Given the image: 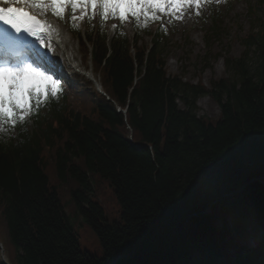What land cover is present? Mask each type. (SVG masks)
Segmentation results:
<instances>
[{
  "label": "trees",
  "instance_id": "16d2710c",
  "mask_svg": "<svg viewBox=\"0 0 264 264\" xmlns=\"http://www.w3.org/2000/svg\"><path fill=\"white\" fill-rule=\"evenodd\" d=\"M248 15L240 55L223 58L226 77L208 87L167 73L160 26L147 46L138 27L130 40L120 24L107 43L105 20L86 21L76 37L104 96L75 76L23 123L0 128L9 264H264V0ZM217 24L213 14L215 40ZM202 96L217 105L215 120L197 114ZM95 179L117 220L94 202ZM62 186L101 258L80 250Z\"/></svg>",
  "mask_w": 264,
  "mask_h": 264
},
{
  "label": "rangeland",
  "instance_id": "374dc122",
  "mask_svg": "<svg viewBox=\"0 0 264 264\" xmlns=\"http://www.w3.org/2000/svg\"><path fill=\"white\" fill-rule=\"evenodd\" d=\"M254 2L255 0H221V2L217 3L216 0H213L211 4L202 3L199 8L195 5L182 7L174 16L166 13H158L157 19L152 21H157L166 31V42L162 49V55L167 73L169 75L179 76L185 82L193 84L202 83L206 87L209 86L211 80L217 81L226 77L227 74L223 65V58H237L240 55L242 47L239 39L245 36L251 27L250 17L248 15V4H254ZM93 10L95 11V9ZM34 13L42 16L47 15L49 21L52 20L46 13H40L38 11H34ZM74 14L76 19L73 22L77 25L79 31L83 32L85 18H79L81 16L79 9ZM213 14L218 21L217 25L221 31L219 40L210 38L208 34V31L211 29V18ZM114 26L115 22L107 25V39H111ZM150 29L153 30L154 26L151 25ZM124 30L129 39H131L133 32L129 18L125 20ZM66 33L70 43L68 55L70 57L72 55L74 56L73 66H75V70L61 69L60 74L70 77L75 71L80 73L86 71L85 73L87 75V69H84L85 66L80 59L76 40L68 35V32ZM206 36L207 38L209 37L208 45L205 44ZM142 39L145 44H150L149 37L143 36ZM205 55L207 56L206 60L208 63L203 59ZM65 58L67 57H61L62 64ZM205 63L209 65V68H204ZM53 79H58L57 73ZM78 79L86 81L85 77L78 76ZM66 81L65 84H68V80ZM81 86H83L82 83ZM84 88L88 89L87 87ZM68 90L71 91L72 89L70 88ZM73 93L71 97H73ZM72 102L76 103L74 100ZM196 105V112L199 116L215 120L219 115L217 105L208 96L198 98ZM94 181V202L102 207L107 221L117 220L119 214L118 207L108 185L98 179ZM70 187H60L59 193L61 202L65 205V212L70 216V222L77 234L80 250L97 258H101L102 251L97 238L80 217L74 216V206L70 201L68 193ZM2 226L0 224L1 235L4 234ZM2 260L3 263L9 264L7 255L0 252V264H3Z\"/></svg>",
  "mask_w": 264,
  "mask_h": 264
},
{
  "label": "snow or ice",
  "instance_id": "6c2138e0",
  "mask_svg": "<svg viewBox=\"0 0 264 264\" xmlns=\"http://www.w3.org/2000/svg\"><path fill=\"white\" fill-rule=\"evenodd\" d=\"M213 0H0V24L7 26L0 30V50L14 51L28 46V41L21 33L41 42L51 34V28L42 22L34 11L50 13L63 20L65 11L75 13L80 10V19L95 9L101 24L107 18H118L121 22L131 16L144 21L157 19L158 13L175 15L178 10L188 5L197 8L202 3L211 4ZM217 3L221 0H216ZM33 10V11H30ZM75 20L76 17L72 16ZM10 30V31H9ZM61 92V81L46 75L39 67L28 62L0 61V128H9L23 123L30 114L38 112L42 103L47 104Z\"/></svg>",
  "mask_w": 264,
  "mask_h": 264
},
{
  "label": "bare ground",
  "instance_id": "6f19581e",
  "mask_svg": "<svg viewBox=\"0 0 264 264\" xmlns=\"http://www.w3.org/2000/svg\"><path fill=\"white\" fill-rule=\"evenodd\" d=\"M42 22L46 23L47 25L50 26V24L48 23L49 21L43 16L38 15L37 16ZM57 33L54 35H48L51 36L53 38V40L45 42L43 48L44 50L47 51L48 55L50 56V58L55 62H59L61 57L65 56V54H68L69 52V41H68V37H64V29L61 28V26L59 24H57ZM51 28V26H50ZM72 59H74V56H71ZM68 60V61H67ZM65 62H69L70 61V57H68ZM65 65L67 66V63H65Z\"/></svg>",
  "mask_w": 264,
  "mask_h": 264
},
{
  "label": "water",
  "instance_id": "95a60500",
  "mask_svg": "<svg viewBox=\"0 0 264 264\" xmlns=\"http://www.w3.org/2000/svg\"><path fill=\"white\" fill-rule=\"evenodd\" d=\"M117 260H118V259H116V260H114V261H112V262H110V263H108V264H116ZM3 264H5V263H3Z\"/></svg>",
  "mask_w": 264,
  "mask_h": 264
}]
</instances>
